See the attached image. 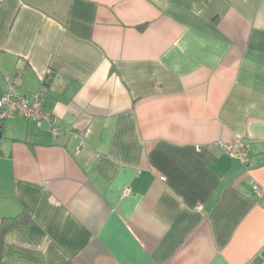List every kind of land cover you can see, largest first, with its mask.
Listing matches in <instances>:
<instances>
[{"label": "crops", "instance_id": "crops-1", "mask_svg": "<svg viewBox=\"0 0 264 264\" xmlns=\"http://www.w3.org/2000/svg\"><path fill=\"white\" fill-rule=\"evenodd\" d=\"M0 74L61 130L4 124L0 264H257L264 0H0Z\"/></svg>", "mask_w": 264, "mask_h": 264}, {"label": "built area", "instance_id": "built-area-1", "mask_svg": "<svg viewBox=\"0 0 264 264\" xmlns=\"http://www.w3.org/2000/svg\"><path fill=\"white\" fill-rule=\"evenodd\" d=\"M45 90L38 89L29 94L23 93L18 86L7 78V87L0 88V123L11 117H22L38 126L43 123L48 125L49 130L58 136L61 130L58 119L52 111L44 107ZM88 129H84L74 134L79 140L78 149L86 144ZM223 148L227 153L239 159L244 164L250 162V144L242 138L236 137L230 142L223 143ZM253 190L258 200L264 199V187L258 183L253 184ZM131 192L130 188L124 190V194ZM264 263V252L259 257Z\"/></svg>", "mask_w": 264, "mask_h": 264}, {"label": "trees", "instance_id": "trees-1", "mask_svg": "<svg viewBox=\"0 0 264 264\" xmlns=\"http://www.w3.org/2000/svg\"><path fill=\"white\" fill-rule=\"evenodd\" d=\"M45 86L50 84V81H47V79L44 80L43 83ZM6 121L0 123V129H4V124ZM32 218L31 212L27 210H23L21 213L14 215V216H6L3 217L1 225H0V252L3 251L4 245H5V238L7 237V234L13 230L15 227L27 224ZM257 264H264L260 258L257 260Z\"/></svg>", "mask_w": 264, "mask_h": 264}, {"label": "rangeland", "instance_id": "rangeland-1", "mask_svg": "<svg viewBox=\"0 0 264 264\" xmlns=\"http://www.w3.org/2000/svg\"><path fill=\"white\" fill-rule=\"evenodd\" d=\"M0 79L2 80L3 79V76H2V74H0ZM12 118H9V119H7L6 120V122H8V121H11L10 122V124H9V122H8V124H9V126L11 127L10 128V130H8V133L10 134V133H12L13 132V130H14V126H12L14 123L12 122V121H14V118L11 120ZM20 121H21V123H20V125H24V123L25 124H27V122H30L31 124H33V122H31V121H29V120H26V119H24V118H22V119H20ZM12 124V125H11ZM19 125V123H18V129H17V132H22L23 133V130H25L26 131V127H19L20 126ZM34 125H37V124H35L34 123ZM43 126H44V123H43ZM40 127V126H39ZM41 127H42V125H41ZM21 130V131H20ZM15 132V131H14ZM232 156V155H231ZM233 157V156H232ZM235 158V157H234ZM245 165H247V164H245Z\"/></svg>", "mask_w": 264, "mask_h": 264}, {"label": "water", "instance_id": "water-1", "mask_svg": "<svg viewBox=\"0 0 264 264\" xmlns=\"http://www.w3.org/2000/svg\"><path fill=\"white\" fill-rule=\"evenodd\" d=\"M2 136H3V132H2V130L0 129V139L2 138Z\"/></svg>", "mask_w": 264, "mask_h": 264}]
</instances>
